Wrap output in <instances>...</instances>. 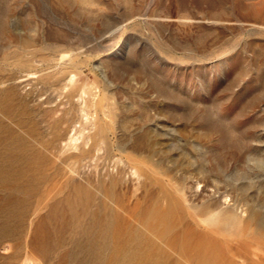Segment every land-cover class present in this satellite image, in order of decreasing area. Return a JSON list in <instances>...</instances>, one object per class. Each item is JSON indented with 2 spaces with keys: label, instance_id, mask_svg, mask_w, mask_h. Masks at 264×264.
<instances>
[{
  "label": "rangeland",
  "instance_id": "obj_1",
  "mask_svg": "<svg viewBox=\"0 0 264 264\" xmlns=\"http://www.w3.org/2000/svg\"><path fill=\"white\" fill-rule=\"evenodd\" d=\"M0 264H264V0H0Z\"/></svg>",
  "mask_w": 264,
  "mask_h": 264
}]
</instances>
